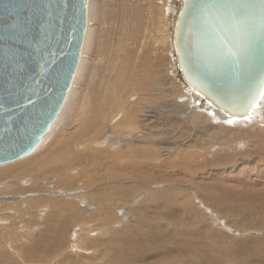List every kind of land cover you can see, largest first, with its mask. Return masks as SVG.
<instances>
[{"label":"rangeland","instance_id":"374dc122","mask_svg":"<svg viewBox=\"0 0 264 264\" xmlns=\"http://www.w3.org/2000/svg\"><path fill=\"white\" fill-rule=\"evenodd\" d=\"M161 2L164 5L163 9L165 7L171 9L173 5L171 0H161ZM174 7L173 15L176 11V6ZM165 13L160 16V21H163V16L165 17L163 25L159 23V26H162L161 33L169 31V28L172 29V21L169 20L171 14L166 17ZM160 32L157 35L160 45L154 46L150 52L143 51V54H147L143 55L146 56L147 62L152 61L156 66L157 80L148 81L147 78L142 77L144 75L140 74L138 79L140 78L143 89L141 87V90H138L131 98L132 105L137 106H134L135 112L138 110L136 114L138 129L131 130L119 117L121 114H115L111 123L108 121L105 127L98 131L99 133L85 137L81 143L79 139L81 135L78 134V130L76 131L79 127H64L60 135V146H62L60 158L63 152L71 154L70 165L74 172L68 176L74 174L73 182L60 179V176L42 164L28 172L31 164L27 161L24 162V171L19 174L20 179L0 182V264H60V262L67 264V262L79 260V258L84 260L91 256L94 258L98 256L96 260L99 259L101 262L104 259L101 252L106 249L104 244L110 241L109 238H114V235H109L105 239L97 232L98 226L103 228L108 226L109 231L112 232L111 228L118 226L122 228L128 221V226L137 227L136 224L145 218L140 209L144 210L148 205V202L145 203L148 192L153 194L156 192L154 195L157 199L165 197L175 200L177 198L181 204L180 208L184 209L180 212L182 215L185 214L181 218L191 222H187L188 225L186 224L184 229L179 227L180 232L190 231V237L175 239L170 242L169 248L180 247V249L185 248L186 251L190 247L189 251H200L199 248H201L202 252L199 254L195 251L191 252L190 256L177 257L175 258L177 261L188 259L200 264L207 254L208 257L212 256L208 258L209 260L207 259L208 262L204 261L207 262L206 264H246L243 260L226 258L225 255L228 254L219 253V247L223 244L233 243L234 250L239 248L234 243L242 240H238L239 236H243L240 235L239 230H244L243 232L251 230L250 234H246V238H253L249 240L250 243H256L257 247L260 243L264 246V132L258 130L257 132L256 129L244 126L245 122L233 125L220 113L214 112L217 114L215 117L214 113L206 110L209 107H203L205 104L201 103L199 96L189 94L180 81L179 70L173 57L172 41L165 42L164 35ZM153 54L154 58H151ZM181 87L185 93L180 91ZM200 108H204L205 111ZM195 111L197 112L194 113ZM260 111L261 109L258 108V113ZM193 117L196 119L194 122L191 119ZM115 122L118 127L115 126ZM69 131L75 132L73 136L69 135L70 140L66 138ZM51 133L50 136H52ZM106 136L115 142L114 148L109 149L111 152L104 150L100 154L97 153L98 155L93 153V141L98 142ZM90 141H92L91 144ZM58 144H51L49 140L47 146L55 149ZM130 149H149L154 151V155L146 160L136 158V161L130 156ZM46 153L47 151L44 155ZM137 155L139 156V153ZM136 163L138 166L135 165ZM139 175L148 177L150 182L142 184L143 179H140ZM123 188L126 190L125 196H122L123 204L119 207L114 206L115 208L112 206L113 209L107 211L110 212L108 214H112L108 219L106 216L105 222L106 212L100 209L98 199L109 191L116 196L118 190ZM127 189H130V192H127ZM156 189L157 191L153 192ZM158 191L160 193L157 195ZM173 192L180 195L177 196ZM134 196L141 197L139 201L130 202L129 200H132ZM185 197L189 200L183 204L181 201ZM162 198L161 200H165ZM258 198L262 204L250 202ZM190 199L192 202H189ZM140 203L144 205L139 208ZM236 207L242 208L241 216L234 212ZM257 207L261 209L259 216L252 217L251 212H254ZM97 215L100 220H97ZM173 228L177 227L173 226ZM203 229L207 230V232L204 231V236L209 233L214 236L217 234V236L212 237L214 239L211 238L212 241H210L209 236L203 237ZM93 230V236H89ZM200 234L203 238H200ZM220 236L222 238L220 241L223 243L219 241ZM93 237H98V240ZM214 240L219 243H215ZM98 242L100 245H97ZM186 242H189L190 246L186 245ZM99 246L101 251L98 249L95 255L94 251ZM62 256L66 257L65 260ZM80 262L86 264L85 260ZM247 264H255V262L250 261Z\"/></svg>","mask_w":264,"mask_h":264},{"label":"bare ground","instance_id":"6f19581e","mask_svg":"<svg viewBox=\"0 0 264 264\" xmlns=\"http://www.w3.org/2000/svg\"><path fill=\"white\" fill-rule=\"evenodd\" d=\"M171 1L173 4L171 9H168L167 7H165V9H163L164 5H162L161 0H89L88 15H87V28H86V32L84 35L82 53H81L80 61H79V64H78V67H77V70H76V73L74 76L72 86H71L70 91L67 95V98L64 102V105L62 106L57 118L55 119V121L50 126V128L48 130L50 132L47 131L42 136L40 144L37 146V148L31 154L26 155L25 157L21 158L23 160L18 159L19 161L18 160H16V162L12 161L14 163L10 162L9 165H5V164H3V166L0 165V166H2V167H0V177H1L0 179H2V181H0V182L20 179L19 174H21L24 171L23 169L25 168V163H24L25 161H27L31 164L28 172L33 171L34 169H36V167H39L38 166L39 164H42L47 169L52 170V172L54 174L60 176V179H63V180L68 179V181L73 182L74 181V174L68 176L69 174H72L74 172L73 170H71V165H70L71 164V161H70L71 154H69L67 152H63L62 157L60 158V147L62 148V146H60L61 145L60 135H61V130L64 127L65 128L70 127V126L79 127L78 129H76V131L78 130V134L81 135V137H79L81 143L84 141L85 137H89L91 134H94V133L96 134L99 130L101 131L105 127V125L107 124L108 121H110V123H111L114 116L119 115V114H121V116H119L121 118V120L125 121V123L128 124V127L131 130L138 129L139 124L137 123V119H136V114H137L138 110L135 112V110H136L135 107H137V106L134 105L135 106L134 107L132 105L131 98L133 95H135L137 93L138 90H141L142 84L139 80L140 78L138 79V76L140 74L144 75V76H142V75L141 76L147 78L148 81L152 80L151 82H153V81L157 80L156 66L154 65V63H152V61H150L151 63L147 62V59L145 58L146 56H143L145 54V53L143 54V51L145 50L146 53L150 52V50L152 51L154 46L160 45V43L157 39V35H158V32H160V30L162 28V26H159V23H162V25H163L164 18H165L163 16V21H160V16H162V13H165V12L166 13L164 15L166 17H168L171 14V18L169 20L172 21V29L170 30V28H169V31H164L163 33H161V32L160 33L164 35L163 39L165 42L167 40L172 41L173 57H174V60L176 63L177 70H179L180 81L186 87L188 93L192 94V95L199 96V98L201 99L200 100L201 103L203 105L205 104L203 107H205V106L209 107V108H206V110H208L209 112H212V114L214 112L220 113V115L222 114V116H224L226 119H228L229 121L231 120L233 125H235L236 123H239V122H245L246 124H243L244 126H248L250 129H256V131L258 130V131L264 132V94L262 95V98L258 101V106L255 107L251 111V113L249 114L247 119H245V118L239 119V118H236L232 115L229 116V115L223 113L222 111L216 109L215 107H213L201 94H199L198 92H196L195 90L190 88L184 82L182 75H181V71L177 65L176 51H175V46L173 43L176 18H177V15L179 13V10H180L182 0H171ZM165 6H166V4H165ZM174 6H176V11L173 15L172 11L175 8ZM163 39L161 40V42L163 41ZM157 53L155 54L156 56H157ZM148 54H150V53H148ZM145 55H147V54H145ZM151 58H154V54H153V57H151ZM164 61H166V60L164 59ZM164 70H167V69L164 68ZM147 79H145V80H147ZM143 83H144V81H143ZM151 87H154V86H151ZM149 88H150V86H149ZM142 89H143V87H142ZM144 89H146V86H144ZM180 91H183L182 87H181ZM182 93H185V92L183 91ZM258 108L261 109V111L259 113H258ZM200 109H202V108H200ZM203 111H205V110H203ZM196 112L197 111H195L194 113H196ZM198 112H200V111H198ZM194 115H196V114H194ZM214 115H215V117L217 116V114H215V113H214ZM194 117L191 118V119H193V122L196 120ZM116 125L117 124L115 122V126ZM116 127H118V126H116ZM238 128H240V127H238ZM51 131H53V133H51ZM50 133L52 136H50ZM74 134H75V132L69 131L66 138L68 140H70V136H73ZM98 138H96V139H98ZM49 140H50L51 144H58L59 143L58 146L55 149H50L47 146ZM91 142L92 141H90V144H91ZM92 144L94 147L93 153H96V154L99 153L100 154L101 151H104V150L110 151L109 149H113L115 142L106 136L98 142H96V140H94ZM82 147L84 148V146H82ZM96 148H98V149H96ZM99 148H105V149H99ZM46 151H47V153L44 155V153ZM130 151H131L130 156L133 157L134 160H136V158H138V159L142 158V159L146 160L148 158L150 159L151 156L154 155V151L149 150V149L148 150H131L130 149ZM115 152H117V151H115ZM138 153H139V156L137 155ZM115 154L117 155V153H115ZM110 159H112V158L110 157ZM110 161L112 162V160H110ZM6 164H8V163H6ZM137 164L138 163H136L135 165H137ZM17 167L20 168V170H16V169H18ZM60 168H61V170H60ZM150 168H151V166H150ZM149 172H151V171H149ZM107 173H108V171H107ZM148 174H150V173H148ZM98 175H99V173H98ZM137 175H138V173H137ZM143 175H145V174H143ZM139 176H140V179H143L142 184H144L145 182H147V183L150 182L148 177H143L142 175H139ZM127 178L130 179L129 177H127ZM136 183L140 184L139 182H136ZM137 189L138 188H136V190ZM129 190L130 189H127V192ZM116 191H117V189H116ZM155 191H157V189L154 190L153 192H155ZM95 192H96V190H95ZM124 192H126V190H124V188L122 190L119 189L118 192L116 193V196H114L113 192L110 193V191H109L108 194L106 193L105 196L103 195V197L98 199L99 200L98 204L100 205V209L104 210L106 212L105 213L106 215L104 217L105 222L107 221L109 216H111V214H112V213L108 214L110 212H107V211L112 210L113 209L112 206L113 207L114 206L119 207L123 204L124 199L122 196L124 195ZM182 192H184V191H182ZM101 193L103 194V192H101ZM159 193L160 192L158 191L157 195ZM102 194H100V196H102ZM154 194H156V192ZM154 194L151 192L147 193L145 203L148 202V205L147 206L145 205L146 207L144 210H143V208L140 209L144 213L145 218L143 219V221H139V223L136 224L137 227L128 226L127 225L128 221H126L127 222L126 225L124 224L122 226L123 223L121 224L122 228H118L119 226L117 227L118 229L115 227L111 228L112 232L109 231L110 227L108 229V226H104V228L102 226L101 227L98 226L99 228H97V232L100 233L99 235L104 236L105 239L108 238L109 235H114V238H112V239L109 238L110 241L108 243L104 244L106 246V249L103 250V252H101V254H103L102 256H104L103 260L101 258V260H102L101 262L99 259L96 260V258L98 256H95V258L93 256H91V257L84 258L86 264H198L196 262L188 261V259H187V261L186 260L177 261L175 259L177 257L182 258L183 256H187V255L190 256L191 252L196 251V250L189 251V250H191L190 249L191 247L188 248L189 249L188 251L184 250L185 248L180 249V247H178V249L169 248L170 242L174 241L175 239L188 238L191 235L189 233L190 231L180 232L179 227H182V228L185 227L187 222H188V220L186 222V219L184 220L181 218L185 214L184 215L180 214V212H182L184 210L182 207L180 208V205H181L180 201L176 197L175 198L177 200L176 199L175 200L166 199L165 197L164 198L161 197L162 199H165V200H161V198L157 199L156 195H154ZM174 194H176L177 196L180 195V194L178 195L177 193H174ZM165 195H167V194H165ZM141 196H134V198L132 200H129V201L134 203V201L138 200ZM186 197L183 198V200L181 199L182 200L181 202H183V204H185V201L188 202V200H189V199H186ZM170 198H171V196H170ZM208 199H210V198H208ZM259 200H260V198H258V200L257 199L251 200L250 202L252 204H255L256 202L260 204L261 202ZM219 201L220 200H218V202ZM189 202H192L191 199ZM140 204L141 205L139 206V208L144 205V203L143 204L140 203ZM195 204H193V205H195ZM263 204H264V201H263ZM212 205H214V204L212 203ZM68 206H69V204H68ZM213 208H216V207H213ZM243 208L245 209V207H243ZM258 208L259 207L255 208L254 212H251L252 217H254V215L259 216V213H260L259 210H261V209H258ZM137 209H138V206H137ZM241 209H242L241 207H238V208L236 207L234 212L241 216L242 215L241 211H243ZM161 210H163V212ZM263 210H264V208H263ZM145 212L147 213V215ZM101 213H99V214H101ZM106 216H107V219H106ZM97 218H98V215H97ZM93 220H94V218H93ZM97 220H100V218H98ZM108 222H109V220H108ZM258 222H260V221H258ZM111 223H112V220H111ZM107 225H108V223H107ZM109 225H110V222H109ZM246 225H248V224H246ZM173 226L177 227V228L174 229ZM94 228L96 229V227H94ZM172 228H173V230H172ZM178 228H179V230H178ZM263 228H264V226H263ZM251 229H253V228H251ZM204 231L207 232V230L203 229V237L207 238L209 236L208 240H210L212 237L217 236V234L214 236V234H211V233L204 236L205 235ZM243 231L239 230L240 235H243L242 237L241 236H239L240 238L236 237V238H238V240H240V239H242V240H240L239 242H234L239 247V248L237 247L238 248L237 250L236 249L234 250V248H233L234 244L233 243L232 244H225V245L223 244L219 247V253L222 252L223 254H228V255H225L226 258H232L233 260L236 259L238 261L243 260L246 264L249 263L250 261H254L255 264H258L259 262H260L259 264H264V246H262L260 243L257 247L256 243H254V242L250 243L249 240L251 238H249V239L246 238V236H247L246 234L247 233L250 234L251 230H248L245 232H243ZM85 234L87 235V233H85ZM92 234H94V230H93V233H89V236H93ZM199 236H200V238H203V237H201L202 234H200ZM93 238H95V237H93ZM97 238H95V239L98 240ZM117 238H118V240H117ZM219 238H220L219 239V241H220L222 238H221V236ZM244 238H246V239H244ZM212 239H214V238H212ZM116 241H117V243H116ZM185 241H182V243H185ZM210 241H212V240H210ZM214 242H215V240H214ZM220 242L223 243L222 241H220ZM225 242L226 241L224 239V243ZM89 243H90V240H89ZM188 243L186 245H189ZM215 243L218 244L219 242L216 241ZM215 243H213V244H215ZM119 244H121L120 247L116 248V246H118ZM85 245H86V243H85ZM97 245H100V243ZM207 246H208V243H207ZM207 246H205V247H207ZM213 246H212V248L215 249V247H213ZM101 247H103V245ZM196 247L197 246H195V248ZM96 248H97L96 251H94L95 255H96L98 249L101 251L100 246L96 247ZM154 248H155V251H154ZM193 249H194V247H193ZM199 249H200V251L197 250L196 252L197 253L199 252V254H200L202 251H201V248H199ZM203 251H204V249H203ZM246 251H248V252H246ZM253 251H255V252H253ZM205 253H206V251H205ZM193 254H195V253H193ZM202 254L204 255V253H202ZM216 254H218V253H216ZM219 255L221 256V254H219ZM210 256H212V255H210ZM209 257L207 256V254H205L204 258H202V259L204 261L208 262ZM65 258L66 257L62 256V259L65 260ZM76 259H78V258H76ZM219 259H220V257H219ZM84 260L79 258V260L71 261L72 263L67 262V264H83V262H80V261H84ZM204 261L200 264H206L207 263ZM62 263L60 262V264H62ZM217 263H218V261H217Z\"/></svg>","mask_w":264,"mask_h":264},{"label":"water","instance_id":"95a60500","mask_svg":"<svg viewBox=\"0 0 264 264\" xmlns=\"http://www.w3.org/2000/svg\"><path fill=\"white\" fill-rule=\"evenodd\" d=\"M186 12L182 0L173 43L184 82L216 109L247 119L263 94L246 106L240 73L218 72L214 93L197 86L186 51L206 45ZM87 15L88 0H0V165L31 154L57 118L80 61Z\"/></svg>","mask_w":264,"mask_h":264},{"label":"snow or ice","instance_id":"6c2138e0","mask_svg":"<svg viewBox=\"0 0 264 264\" xmlns=\"http://www.w3.org/2000/svg\"><path fill=\"white\" fill-rule=\"evenodd\" d=\"M185 4L190 24L206 45L202 49L195 43L186 51L197 86L214 93L218 72H238L246 81V106H251L257 95L264 94V0H185Z\"/></svg>","mask_w":264,"mask_h":264}]
</instances>
